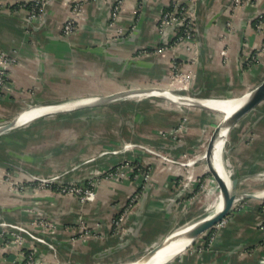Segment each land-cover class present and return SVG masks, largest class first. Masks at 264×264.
<instances>
[{
  "label": "crops",
  "instance_id": "0c3cea01",
  "mask_svg": "<svg viewBox=\"0 0 264 264\" xmlns=\"http://www.w3.org/2000/svg\"><path fill=\"white\" fill-rule=\"evenodd\" d=\"M73 1L49 0L44 18L33 24L25 19L31 0H0V49L15 54L19 60L10 69L0 97V121L21 115L28 109V101L35 106L98 97L129 85L164 83L173 61H177L182 74L180 80L185 79L179 80L178 86L190 85L189 90H178L197 98L238 97L264 79V29L257 26L264 0H245L240 5L236 0H120L121 10L113 23L112 1L88 0L80 11L78 30L65 37L62 28ZM170 9H177L179 19L162 28L160 21ZM187 16L194 24L190 38L183 25V17ZM72 81L78 82L81 95L69 96ZM93 86L98 93L89 96ZM27 88L32 90L31 95L22 93ZM149 96L128 98L137 104L143 98L142 102L167 101L162 96ZM178 104V117L186 109L191 120L186 141L193 143L198 129L214 128L211 108L197 103ZM50 114L54 113L35 116L0 134V176L7 170L16 183H27L26 190L19 193L0 177V221L29 225L50 243L22 233L24 242L10 246L8 240L15 229L0 225V264H24L35 261L37 256L36 262L43 264L117 261L128 251L154 245L163 238L172 223H177L175 199L183 187L174 176L166 174L156 159L151 160L152 180L145 183L140 199L130 206L122 230H116L112 220L140 188L139 180L101 181L96 199L85 204L75 195L58 194L54 186L38 189L37 184H28L25 173L61 172L68 180L87 186L92 177L133 156L127 151L91 163L53 162L50 157L56 149L50 151L40 143L45 129H34L40 121L54 116ZM243 118L240 129L229 130L227 156L232 176L236 174L238 178V192L257 193L264 189L261 177H256L264 171V100ZM247 120L250 123L244 129ZM251 132L255 136L250 140ZM81 147L80 152L86 155L87 145ZM145 159L148 157L137 160L143 163ZM263 203L264 194L240 207L220 230L213 253L205 252V259H211V264H247L263 259ZM39 217L48 218L54 227L34 225ZM88 229L89 235H84ZM247 245L256 246L257 253L239 258L235 250ZM227 254L230 257L218 260Z\"/></svg>",
  "mask_w": 264,
  "mask_h": 264
},
{
  "label": "rangeland",
  "instance_id": "374dc122",
  "mask_svg": "<svg viewBox=\"0 0 264 264\" xmlns=\"http://www.w3.org/2000/svg\"><path fill=\"white\" fill-rule=\"evenodd\" d=\"M32 1L34 0H31L30 2V8L28 9L29 11L25 19L29 21V23L34 24V22L42 21V19L44 18L46 5L49 0H43V2L41 3L40 7L38 8V18L34 16L35 12L31 7ZM86 1L88 0L78 1V16L75 20V29L72 33L68 34L64 31V27L66 25V22H64L62 34L65 37H69L78 30V18L83 7V3ZM120 10L121 3L119 4L118 9L116 3L114 2L111 13L112 23L115 22L118 18ZM71 11L73 12L74 9ZM175 15L178 17V11ZM172 21L175 20L170 18L163 22V20L161 19L160 27H166ZM185 22L188 24L189 29L191 28L189 31L190 34L187 36V38H190L191 34L193 35L191 31H194V24L189 17ZM185 22L183 23V25L185 24ZM18 62V57L15 54L0 49V65H4L6 67L8 74H10V69ZM168 75V79L164 83L160 82L157 84H152L150 86L135 85L134 87L129 85L127 87L114 89L113 91L104 92L96 96H108L131 88L157 87L161 89H168L176 95L181 94L182 96L192 97V95L187 94V91L182 92L180 91V89L178 90V87H183L182 89L189 90L190 85L180 84V86H178V81L180 80V76H182V74L178 72L177 61L172 62V66ZM7 82L8 81L0 85V97H2L1 95L5 88L4 85H6ZM70 87V97L81 95V93H79L78 91L80 87L77 81H72L70 83ZM31 91V89L27 88L24 89L22 93L31 95ZM90 92L91 93H88L91 94L89 96H95L94 94L98 93V91H94V86L92 87ZM149 97H159V95L151 94ZM143 99H139V102L137 104L135 102H131V100H129V98L126 96H120L96 105H88L61 110L55 112L54 114H50L54 116L48 117V120L45 119L40 121L34 129H45L43 130L44 132L42 133V135L39 137L41 139L40 143H43L44 148H48L50 151L52 149H56L57 152H54L50 157L51 159H54L53 162L57 163L63 161L65 163H68L74 162L76 160L75 163L80 162L81 164L84 161L91 163L98 161L99 159L109 158L110 156L118 155V153L120 152L127 151L132 152L133 156L115 165V167H113L112 169L98 174V176L95 174L96 176L92 177L87 186H83L80 182L73 179L68 180L66 178V174H63L61 172H56L51 175L40 173H25L28 184H30L29 182H32L33 185L37 184L36 188L38 189H46L48 187L53 188L52 186H54L53 189L58 194L75 195L77 196L81 204H85L96 199V188L101 181H121L128 178L139 180L140 188L136 190L134 195H132L131 199L123 207L120 214L112 220L114 228H116V230H122L130 206L140 199L141 192L145 190V183H148L147 181L152 180L151 177L154 171V164L151 162V160L156 159L165 169L166 174L174 176L176 180L179 181V184L181 183L183 187V192L175 199L178 220L176 221L177 223H172V229H170V231L173 230L176 226L181 225L182 223L192 222L193 220L200 218L204 214H207L208 206L216 196L218 191V188L216 186L217 182L215 183L213 181V172L211 170L205 169V160H194V157L206 150L209 143V138L211 137L215 126L220 122V119L222 118L224 113L219 110H213L212 112L211 109L209 112L214 116V121H212V123L214 122V128L198 129L200 130V132H202H199L197 134V137L193 139L192 143L190 141H186V139L189 140V138L187 137L188 133L191 131V120L189 115L187 114L186 109L182 110L181 117H178V102L171 101L169 99H167L166 103L161 101L142 102ZM193 104L188 105L192 106ZM33 105L34 103L28 101L26 108L29 109L33 107ZM163 107H166L167 109H169V111L166 112ZM243 117H241L237 121V123H235L231 127V129H240L239 126L243 123H241V121H245V118ZM10 121H0V126L9 123ZM249 123V120H247V124L243 125L244 129L248 127ZM254 136V132H251L248 135V138H250L251 140L252 138H254ZM117 140L120 142L119 145L115 144ZM84 145H87L86 155H84V151L81 150L80 152L79 149L80 146H82L81 148H83ZM229 151L230 150L227 147L226 140L224 156L226 164L230 167L231 162L229 161L227 156ZM43 154H47L46 150L43 151ZM144 156L146 158L148 157V159L150 160L145 159L143 163L137 160L139 157ZM4 172L6 173H2V176L0 177H2V180H6V182L9 183L10 189L19 193L26 190L25 184L27 183H25V181L23 183H16L14 180H12V174L9 171L6 170ZM234 177H237V175L234 174ZM256 177H261L262 180L260 182H264V171H260L259 173H257ZM211 189L213 190V193H210ZM137 192H139V195ZM248 193L251 192H240V199L234 203L232 209L224 218H222L213 227L200 234L186 251L175 257V261L173 260L165 264H211V259L210 261L205 259V252L208 251L213 253L214 244L219 236L220 230L228 225V223H230L231 219L234 218L235 212L240 207L244 206L248 200L254 198V196H247ZM262 206L264 207V203L262 204ZM33 224H38L39 226L44 227V229L48 227L50 228L51 226L54 227L55 225V223H53L48 218L42 217H39L38 221H34ZM0 225L2 227H14L15 229L13 230V238H10L8 240V245L10 246L12 245L16 247L15 244L24 242L25 235H22V233H26L29 237L36 241L49 243L46 236L34 233L30 229L29 225L26 226L24 224L8 223L5 221H0ZM88 233L89 229L83 234L85 235ZM167 234L168 232L166 233V235ZM153 247L154 245H149L147 247L144 246L141 249L139 248L140 251L139 249L137 250L135 248L134 250L132 249V251H128L127 254L124 255L120 260L102 262L98 264H119L136 260L147 253L149 250H151ZM256 249L257 248L254 245H247L245 249L239 248L235 250L234 253H237L236 255L239 258H242L246 257L245 255H252L257 253ZM218 254V252L215 253L216 256ZM220 256L218 260L226 258V256H229V254L225 256L223 255V257L221 258ZM37 257H34L35 261H27V263L24 264L35 263ZM54 264L61 263L54 261ZM64 264L81 263L68 261Z\"/></svg>",
  "mask_w": 264,
  "mask_h": 264
},
{
  "label": "bare ground",
  "instance_id": "6f19581e",
  "mask_svg": "<svg viewBox=\"0 0 264 264\" xmlns=\"http://www.w3.org/2000/svg\"><path fill=\"white\" fill-rule=\"evenodd\" d=\"M252 91L253 90L251 89V90L247 91L245 94L238 96V97L219 99V98L180 97L179 95L173 94L168 89L161 90L158 88H150L147 90H141V91L133 93L131 95L127 94L126 97H128V96H142V95H148L151 93H163L166 96L171 97V98L176 99V100H179V101L183 100V101L190 102V100H191L192 102H196V103H199L201 105H206V106H209L211 108L217 109V110L224 113V115L220 119V120H222V119H224V117L231 115L235 110H237L243 104V102L246 100V98L248 96H250ZM97 99L100 100L101 97H99V98L98 97L77 98V99H71V100H67V101H63V102H53V103L35 105V106L27 109L26 111H24L21 115H19L17 123H20L23 125V123L29 122L35 116L39 115L42 112L67 109V108H70L77 103L96 101ZM228 133H229V130H227V129L221 133L219 140L216 142L217 144H216L214 153L212 155L208 154L207 148H206V150L204 152H202L199 155H196L194 157V160L204 159L206 162V164H205L206 170H211L210 160H212L214 167H216L219 174L225 179L230 191L233 192L235 190L238 191V189H234L232 187V181H233L232 172H231V169H229L230 167L226 164V160H225V156H224ZM209 140H210V138H209ZM213 181L215 183L217 182L216 186L218 188V191H217V194L215 193L216 196L213 198V200L210 202V204L208 203L209 204L208 213L204 214L203 216H201L200 218H198L196 220H193L192 222L182 223L181 225L176 226L173 230L168 232V234L166 236H164L163 238H161L160 240H158L154 244V246L160 244L167 237H171L169 239V241H171V243H169L165 247L160 248L157 251H155L154 254L144 264H165L167 262L173 261L175 259V257H177L178 255H180L181 253L186 251L189 248V246L192 244V242L194 241L193 236L187 235V232L192 227V224L196 223L199 220H203L205 218L211 217L215 213L219 212L226 205L227 199L223 195L222 188L219 185L217 178L215 176L213 178ZM210 193H213L212 189L210 190ZM256 194L257 195L264 194V189L262 191L257 192ZM239 199L240 198H237L236 201H238ZM37 264H42V263H37ZM96 264H98V263H96ZM119 264H139V262L138 261L134 262V260H132V261H127V262L119 263Z\"/></svg>",
  "mask_w": 264,
  "mask_h": 264
},
{
  "label": "water",
  "instance_id": "95a60500",
  "mask_svg": "<svg viewBox=\"0 0 264 264\" xmlns=\"http://www.w3.org/2000/svg\"><path fill=\"white\" fill-rule=\"evenodd\" d=\"M150 88H157V87H147V88H131L128 90H123L120 91L118 93H114L108 96H102L100 100H96V101H89V102H84V103H77L75 105H73L70 108L67 109H71V108H77V107H83V106H88V105H96V104H100L103 103L105 101L108 100H112L114 98L120 97V96H126L127 94H133L136 92H139L141 90H147ZM255 88V89H254ZM252 90V93L250 94V96H248L246 98V100L243 102V104L237 109L235 110L231 115L224 117V119L220 120V122L215 126L214 131L210 137L208 146H207V152L209 155H212L214 153L215 147H216V142L219 140V137L221 135V133L224 130H230L231 127L237 123V121L243 117L247 112L251 111L253 108H255L256 106H258L263 100H264V79L262 80V82L260 84H258L256 87H254ZM161 89V88H158ZM161 90H165V89H161ZM151 94H157L159 96L165 97L171 101H175V102H182V103H196V102H192L190 100V102L187 101H179L176 99H173L171 97L166 96L163 93H151ZM150 94V95H151ZM180 97H187V96H182L181 94H178ZM194 97V96H192ZM99 98V97H98ZM199 104V103H197ZM206 106V105H204ZM208 108H211L209 106H206ZM214 109V108H211ZM61 110H66V109H60V110H56V111H46V112H42L41 114L44 113H55ZM217 110V109H215ZM38 116V115H37ZM19 117V116H18ZM18 117L14 118L13 120H11L9 123H6L4 125L0 126V134L4 133L6 130L8 129H12L14 128L16 125L20 124L17 123L18 121ZM211 162V171L213 172L214 176L217 178V181L219 183V185L222 188V193L225 196V198L227 199V203L226 205L217 213H215L214 215H212L209 218H205L203 220H199L196 223L192 224V227L189 229V231L187 232V235L193 236L194 240L196 237H198L200 234H202L204 231L208 230L209 228L213 227L216 223H218L222 218H224L232 209L235 201L237 198H240V193L238 191H230L227 182L225 181V179L219 174V172L217 171L216 167H214L213 165V161L210 160ZM238 186V178L237 177H233V181H232V187L234 189H237ZM247 196H254V197H258V195L256 193H248ZM171 237H167L165 238L164 241H162L160 244L154 246L151 250H149L147 253H145L144 255H142L140 258L134 260V262H139V264H144L145 262H147V260L154 254L155 251H157L160 248L165 247L166 245H168L169 243H171V241H169ZM39 262H35V263H30V264H37ZM43 264V263H42ZM247 264H264V259L260 260V261H256L254 263H247Z\"/></svg>",
  "mask_w": 264,
  "mask_h": 264
},
{
  "label": "built area",
  "instance_id": "2783aa9c",
  "mask_svg": "<svg viewBox=\"0 0 264 264\" xmlns=\"http://www.w3.org/2000/svg\"><path fill=\"white\" fill-rule=\"evenodd\" d=\"M79 0H74V3L73 6H72V10L74 9V11L72 12L71 11V14L70 16L66 19V25L64 27V31L68 34L72 33L73 30L75 29V23H76V18L78 16V13H77V10H78V3ZM112 1L113 3L115 2L116 5H117V8L119 9V4L121 3L120 0H110ZM245 0H236V4L237 5H240L241 3H243ZM43 2V0H34L32 1L31 3V7L33 9V11L35 12L34 13V16H39V10L38 8L40 7L41 3ZM177 12V9H170V10H167L165 12V14L163 15V22H165L166 20L172 18V19H179L175 14ZM38 18V17H37ZM184 18V22L188 19V16L187 17H183ZM257 19H258V23H257V26L258 28L261 30V29H264V10L260 11L257 15ZM183 22V23H184ZM185 26V31H186V34L187 36L190 34L189 31V26L188 24L185 22L184 24ZM8 72H7V69L4 65H0V85L4 84L6 81H8ZM185 79H181V81H183ZM264 259V258H263Z\"/></svg>",
  "mask_w": 264,
  "mask_h": 264
}]
</instances>
